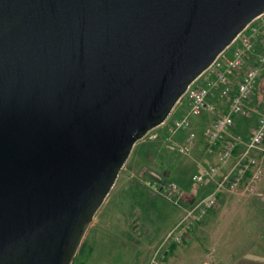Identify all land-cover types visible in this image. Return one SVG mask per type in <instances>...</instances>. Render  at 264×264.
I'll return each instance as SVG.
<instances>
[{
  "label": "water",
  "instance_id": "water-1",
  "mask_svg": "<svg viewBox=\"0 0 264 264\" xmlns=\"http://www.w3.org/2000/svg\"><path fill=\"white\" fill-rule=\"evenodd\" d=\"M263 13L264 0H0V264H73L136 143Z\"/></svg>",
  "mask_w": 264,
  "mask_h": 264
},
{
  "label": "rangeland",
  "instance_id": "rangeland-1",
  "mask_svg": "<svg viewBox=\"0 0 264 264\" xmlns=\"http://www.w3.org/2000/svg\"><path fill=\"white\" fill-rule=\"evenodd\" d=\"M263 88L264 78L252 97L248 115L238 118L236 126L239 124V127L234 126L231 130L232 135L240 136L242 140L249 138L264 110ZM189 107V100L184 96L166 120V125L157 127L154 131L156 134L154 138L144 137L136 143L117 179L116 186L95 215L73 264H149L144 254L137 255V241L143 249L142 237L145 238L146 234L149 239L165 237L182 217L183 209L202 199L211 189L212 185L209 182L199 185L193 181V176L202 170V166L209 167L218 161V152L215 154L207 152L206 133L212 118L203 115L194 122L192 130L197 134V141L191 154H179L168 142V123L183 117ZM185 133L187 132L178 134L175 141L183 142ZM241 149L240 147L237 153ZM143 169L161 179L165 176L166 182L177 184L185 192L182 204L174 203L175 190L170 192L165 188L161 192V183L152 185L148 175L142 177ZM260 189L264 194V180ZM224 197L236 202V206L230 209L229 218L225 219L226 212L224 213L219 206L210 214L212 217L208 218V215L203 223H208L213 236L218 233V236L225 238L226 241L233 233L232 243L236 244L238 251L245 250L247 253L261 254V257H264V253L259 252L261 250L264 252V202L247 195ZM253 200L255 203H252ZM228 219L233 220L232 224L227 223ZM149 243L150 251L154 249L150 264H160V258L175 245V243L163 245V241ZM203 246L206 249L205 260L209 262L208 264H213V259L216 262L215 245L203 242Z\"/></svg>",
  "mask_w": 264,
  "mask_h": 264
},
{
  "label": "built area",
  "instance_id": "built-area-1",
  "mask_svg": "<svg viewBox=\"0 0 264 264\" xmlns=\"http://www.w3.org/2000/svg\"><path fill=\"white\" fill-rule=\"evenodd\" d=\"M202 77L204 81L200 83ZM263 78L264 13L251 22L188 88L185 94L190 104L188 112L167 125L170 147L179 154L189 155L197 141V134L192 130L194 121L203 115L211 117L206 133L207 152H218V161L209 167L201 165L202 170L193 176L195 183L209 182L212 187L202 199L183 209L182 217L164 237L163 245L182 244L195 226L218 209L224 195L253 196L264 202L260 189L264 180V110L247 140L231 134L236 118L248 115L252 97ZM219 102L225 104L224 110L220 109ZM156 129L145 137L154 138ZM183 131L187 132L185 140L175 141ZM160 187L161 192L165 188L170 192L175 190L174 203L182 204L185 192L177 184L164 182Z\"/></svg>",
  "mask_w": 264,
  "mask_h": 264
},
{
  "label": "crops",
  "instance_id": "crops-1",
  "mask_svg": "<svg viewBox=\"0 0 264 264\" xmlns=\"http://www.w3.org/2000/svg\"><path fill=\"white\" fill-rule=\"evenodd\" d=\"M203 81H204V79L200 80V83ZM218 104L222 105L220 107L221 110L225 109L224 103L219 102ZM238 118L239 117L236 118V123L238 121ZM199 119H197V120H199ZM256 125H257V123H256ZM235 126H236V124H235ZM238 127H239V124H237L236 128H238ZM141 175H142V172H141ZM142 177H144V176L142 175ZM115 186H116V183H115L114 187ZM226 198L227 197L223 196L220 199L221 209L224 213L226 212V215L224 216L225 219L229 218L230 209L234 208L236 206V202H234L231 199H226ZM252 203H255L254 200L252 201ZM211 213H213V212H211ZM210 214H209L208 218L212 217V216H210ZM228 220H229V222H227V223H229V224L233 221L232 219L231 220L228 219ZM217 221H219V220H217ZM204 223L195 227L191 231V233L188 237V240H186L184 243L179 244V245H176V244L172 245L173 246L172 249L170 251L166 252L162 256V258H160L161 260L159 261V263L160 264H205L206 263L205 257L207 254H206V249L203 246V242H205V244L206 243L208 244V242H209V244L213 243L215 245L216 253H217L216 262L213 259V264L214 263L215 264H264V257H261V254H258V255H256V253L251 254V253H247L245 250L244 251H241V250L238 251L236 244H234V242L232 243V240L234 239L233 233H232V236L228 237V240L226 241L225 238L224 239L220 238L218 236L219 235L218 233H216L213 236L211 233V229L208 226V223L207 224H204ZM207 226H208V228H206ZM210 235H211V237H210ZM144 237L145 238L142 237L143 242H144L143 249L140 248L141 244L138 241L136 243L137 248H138V254L137 255L144 254L146 256V260H148L147 262L150 264V259H151V256L153 255L152 253H153L154 249L152 251H150L149 241L161 242V241H163L164 236L160 237L159 239H155V238L149 239L148 234H146V236H144ZM259 252L264 253L263 250H261ZM147 258H149V259H147Z\"/></svg>",
  "mask_w": 264,
  "mask_h": 264
},
{
  "label": "trees",
  "instance_id": "trees-1",
  "mask_svg": "<svg viewBox=\"0 0 264 264\" xmlns=\"http://www.w3.org/2000/svg\"><path fill=\"white\" fill-rule=\"evenodd\" d=\"M142 175H143V176L148 175V177H150V176H152V175H153V176H156V175H154L152 172H150V171H146V170H144V169H143V171H142ZM166 176H167V174H166ZM156 177H157V176H156ZM159 179H160V181H161V182H160L161 184H163L164 182H166V177H165V176H164V178H162V179L159 178ZM158 187H159V186H158Z\"/></svg>",
  "mask_w": 264,
  "mask_h": 264
}]
</instances>
